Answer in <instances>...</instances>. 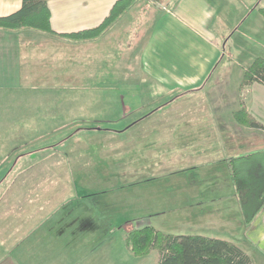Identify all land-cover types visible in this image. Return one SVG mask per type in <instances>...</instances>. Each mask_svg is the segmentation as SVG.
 <instances>
[{
	"label": "rangeland",
	"instance_id": "1",
	"mask_svg": "<svg viewBox=\"0 0 264 264\" xmlns=\"http://www.w3.org/2000/svg\"><path fill=\"white\" fill-rule=\"evenodd\" d=\"M153 1L142 2L152 6L153 21L141 13L131 29L154 24L164 13L167 4ZM248 1L208 0L219 6L211 16L215 25L230 29L231 21H246L263 28L259 10L235 17L232 7ZM251 4L254 10L263 3ZM247 29H236L241 39ZM254 34L264 49V29ZM131 82L128 88L104 89L101 97L78 87L65 107H56V114L48 105L61 99L67 85L52 83L51 98L37 99L33 89L24 94L13 85L0 87V205H12L6 212L13 216L20 205L30 204L33 217L39 215L36 210H49L61 218L95 219L102 229L93 227L92 247L103 253L105 245L107 264H158L157 250L136 257L127 247L128 232L145 226L165 235L243 238L246 227L226 162L227 138L207 113L215 102L210 91L195 101L155 82ZM40 89L50 92L47 86ZM247 96L238 89L236 107ZM200 104L202 115L181 117V109ZM187 117L198 125L193 128ZM241 129L236 144L250 146L264 136V131Z\"/></svg>",
	"mask_w": 264,
	"mask_h": 264
},
{
	"label": "crops",
	"instance_id": "2",
	"mask_svg": "<svg viewBox=\"0 0 264 264\" xmlns=\"http://www.w3.org/2000/svg\"><path fill=\"white\" fill-rule=\"evenodd\" d=\"M117 1L49 0L52 28L60 34L95 28ZM143 1L136 0L114 26L88 41L73 42L30 30L16 32L0 28V87L13 85L24 94L33 89V94L37 93L34 99H37L45 95L51 98L54 91L51 88L67 85L68 90L62 89L61 99L48 105L55 108L52 114L60 113L59 106L65 107L72 92L81 86L99 92L95 97H101L104 89L128 88L131 81L155 82L170 92L178 91L182 98L195 101L210 91L215 102L213 110L207 113L211 116L209 120L221 127L227 138L226 162L230 175L231 159L264 149L262 135L250 146L245 141L236 144V131L243 134L247 128L241 129L243 126L234 119V112L239 108L235 101L243 65L264 57L262 40L253 36L254 33L260 35L264 27L231 21L230 29H220L211 18L219 6L211 5L208 0H157L153 2L161 1L169 9L164 6L166 10L154 24L131 29L141 13L148 21H153L152 6ZM251 1L232 7L236 18L250 17L256 10L264 13V0H261L262 6L259 4L254 10ZM22 3L23 0H0V17L19 11ZM225 4V9L231 10L227 7L229 4ZM243 26L248 27L249 33L243 34L241 39L236 29ZM239 59H245L241 60L245 64ZM52 83L57 84L52 86ZM44 86L50 89L49 94L40 89ZM246 93L250 114L264 125V85L256 82ZM202 110V105L181 109V117L202 115ZM186 119L193 128L198 125L190 122L192 117ZM233 189L236 196L234 186ZM4 204L0 205V210H4L0 212V264H107L105 245L103 253L92 247L93 227L96 232L102 229L95 219L80 220L72 215L61 218L51 215L49 210L45 213L36 210L39 215L33 217L29 216L30 204L20 205L18 216H13L6 212L12 205L5 208ZM245 227L243 238L222 240L239 246L253 264H264V213ZM104 237L98 240L99 247L105 244L106 235Z\"/></svg>",
	"mask_w": 264,
	"mask_h": 264
},
{
	"label": "trees",
	"instance_id": "3",
	"mask_svg": "<svg viewBox=\"0 0 264 264\" xmlns=\"http://www.w3.org/2000/svg\"><path fill=\"white\" fill-rule=\"evenodd\" d=\"M135 1H117L95 28L60 34L51 25L49 0H23L19 11L0 17V28L16 32L30 30L73 42L88 41L114 26ZM256 82L264 85V57L255 58L243 68L239 92H245ZM234 119L240 126L264 131V125L250 114L242 100L234 112ZM229 167L243 221L252 225L264 213V149L231 159ZM126 244L136 257H145L157 250L158 264H253L251 257L233 242L203 235H165L150 226L128 232Z\"/></svg>",
	"mask_w": 264,
	"mask_h": 264
}]
</instances>
